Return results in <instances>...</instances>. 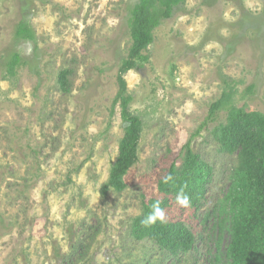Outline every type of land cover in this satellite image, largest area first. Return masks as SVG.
<instances>
[{
  "label": "rangeland",
  "instance_id": "rangeland-1",
  "mask_svg": "<svg viewBox=\"0 0 264 264\" xmlns=\"http://www.w3.org/2000/svg\"><path fill=\"white\" fill-rule=\"evenodd\" d=\"M135 1L0 0V264H215L216 243L222 255L228 235L218 238L212 211L237 160L210 132L225 110L191 140L212 169L198 211L176 199L164 207L195 235L193 251L170 258L130 227L227 86L234 106L264 113V0H186L155 29L149 62L124 77L143 121L138 161L126 189L103 197L124 129L111 111ZM21 22L34 41L17 40ZM16 52L23 65L6 79Z\"/></svg>",
  "mask_w": 264,
  "mask_h": 264
},
{
  "label": "trees",
  "instance_id": "trees-1",
  "mask_svg": "<svg viewBox=\"0 0 264 264\" xmlns=\"http://www.w3.org/2000/svg\"><path fill=\"white\" fill-rule=\"evenodd\" d=\"M186 0H136L129 12L128 29L131 45L127 56L122 60L116 76L117 93L112 104L119 107L123 123V135L118 142L117 156L109 168L107 181L101 186V196L109 191L122 193L126 189V175L138 161V149L143 132L140 116L129 110L131 97L127 93L125 75L131 70L141 68L149 62L148 47L153 43V32L165 20L172 17ZM17 40L32 42L35 34L27 22L17 25ZM23 65L19 52L13 53L6 64V79H14L16 70ZM68 71H60L57 84L60 90L68 92ZM251 90L249 89V93ZM236 94L234 87L227 86L220 97L208 109L205 121L198 127L191 139L182 147L181 162L172 163L164 177L158 181L159 198L142 202L141 215L132 220L131 236L136 240L151 242L170 258L185 256L193 251L195 235L181 222L164 221L145 227L141 221L159 203L164 209L170 199H176L181 190L189 197V205L198 211L206 186L210 181L212 169L191 148V140L215 120L219 111H227L225 121L211 130L219 152L236 157L227 193L215 207L213 225L220 236L228 235V242L222 255L216 243L215 264H264V113L248 111L234 106ZM172 179L167 183L165 177ZM209 217V214L207 215ZM218 217V219H217ZM220 218V220H219ZM203 220H206L204 218ZM220 239H218L219 242Z\"/></svg>",
  "mask_w": 264,
  "mask_h": 264
},
{
  "label": "clouds",
  "instance_id": "clouds-1",
  "mask_svg": "<svg viewBox=\"0 0 264 264\" xmlns=\"http://www.w3.org/2000/svg\"><path fill=\"white\" fill-rule=\"evenodd\" d=\"M171 176L165 177V182L167 183L169 180H171ZM176 203L179 204L182 207H188L189 206V197L183 193V190H181L180 194L176 198ZM164 222L165 221V211L163 208L160 207L159 203H155L152 205V210L145 214L144 218L142 219L141 223L145 227H150L155 225L157 222Z\"/></svg>",
  "mask_w": 264,
  "mask_h": 264
}]
</instances>
